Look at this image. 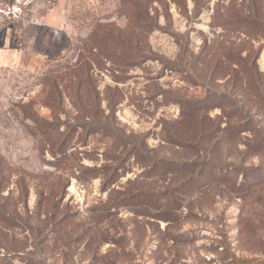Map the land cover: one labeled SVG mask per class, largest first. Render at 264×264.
Returning a JSON list of instances; mask_svg holds the SVG:
<instances>
[{
    "label": "rangeland",
    "instance_id": "374dc122",
    "mask_svg": "<svg viewBox=\"0 0 264 264\" xmlns=\"http://www.w3.org/2000/svg\"><path fill=\"white\" fill-rule=\"evenodd\" d=\"M0 264H264V0H0Z\"/></svg>",
    "mask_w": 264,
    "mask_h": 264
}]
</instances>
